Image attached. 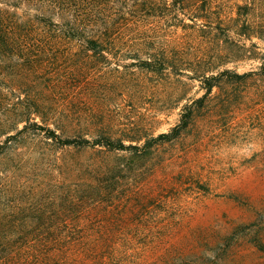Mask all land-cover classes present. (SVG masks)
<instances>
[{
    "label": "rangeland",
    "instance_id": "1",
    "mask_svg": "<svg viewBox=\"0 0 264 264\" xmlns=\"http://www.w3.org/2000/svg\"><path fill=\"white\" fill-rule=\"evenodd\" d=\"M216 1L232 19L238 16L239 4H251L247 16L231 21L230 35L242 46L233 49L232 58L220 60L215 46L192 36L183 43L168 42V37L182 35L183 29L160 17V39H150L152 43L136 40L118 50L143 56L147 52L169 53L175 67L164 74L141 68L137 58L114 55L115 51H109L112 54L102 61L64 56L56 62L63 70L51 90L55 105L82 112L78 129L103 126L113 136L134 132L144 138L170 131L180 122L184 106L206 92L198 74L225 69L249 73L246 79L236 81L224 76L191 126L159 147L152 170L143 177L134 174L142 180L133 181V173L122 178L121 192L112 201L123 208L118 216L125 228L106 235L132 240L133 251L118 247L119 253L134 255L132 264H264V41L237 34L245 17L264 21V0ZM83 65L102 70L81 78L68 77L67 72ZM38 139L17 144L15 150L0 157L2 217H7L12 206L44 201L40 194L27 198L24 191L45 179L43 175L56 174L62 158L97 156L91 147L49 148ZM19 184L22 194L12 191ZM137 196L150 203L132 224L126 207L134 205L135 209ZM112 205L106 206L107 213L117 211ZM50 206L56 210L59 202ZM97 234L87 230L83 235Z\"/></svg>",
    "mask_w": 264,
    "mask_h": 264
},
{
    "label": "trees",
    "instance_id": "2",
    "mask_svg": "<svg viewBox=\"0 0 264 264\" xmlns=\"http://www.w3.org/2000/svg\"><path fill=\"white\" fill-rule=\"evenodd\" d=\"M215 2L0 0V157L15 150L17 144L36 138L49 148L91 147L97 155L82 160L62 158L56 165V174L43 175L45 179L37 187L24 191L27 198L40 194L44 201L18 208L12 206L7 217L0 214V264H125V260L132 264L133 254L118 252L120 246L133 251L132 240L106 235L125 228L118 216L123 208L112 201L121 192L122 178L131 177L132 173L143 177L152 170L159 147L171 143L191 126L224 76L236 81L246 79L249 73L225 69L217 74H198L206 92L184 106L180 122L170 131L144 138L134 136V132L113 136L103 126L78 129L82 112L55 105L51 90L63 70L56 62L64 56L102 61L112 54L109 51H115L114 55L137 58L141 68L164 74L175 67L169 53L147 52L143 56L118 50L123 45H134L136 40L152 43L150 39H158L163 31L157 20L160 17L171 26L183 29L182 35L170 36L168 42L183 43L186 37L192 36L215 46L218 51L214 54L220 60L232 58L233 49L238 51L242 46L230 35L231 21L243 14L247 16L251 4L249 1L239 4L238 16L232 19ZM242 24L237 34L257 36L264 41L263 20L245 17ZM101 70L83 65L67 74L75 79ZM179 70L175 68V72ZM69 130L74 133L68 134ZM90 134L92 137L86 136ZM125 139L130 142L126 143ZM133 176V181L142 180L140 176ZM21 186L12 191L22 194ZM136 199L139 201L135 209L134 205L126 207L130 211L128 222L132 224L134 217L150 203L142 201L143 197ZM51 202H59V207L53 210ZM107 205L117 211L107 213ZM84 220L90 221L83 223ZM87 230L98 234L96 237L83 235Z\"/></svg>",
    "mask_w": 264,
    "mask_h": 264
}]
</instances>
